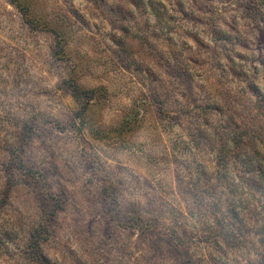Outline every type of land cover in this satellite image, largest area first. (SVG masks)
<instances>
[{
  "label": "rangeland",
  "instance_id": "1",
  "mask_svg": "<svg viewBox=\"0 0 264 264\" xmlns=\"http://www.w3.org/2000/svg\"><path fill=\"white\" fill-rule=\"evenodd\" d=\"M0 264H264V0H0Z\"/></svg>",
  "mask_w": 264,
  "mask_h": 264
}]
</instances>
